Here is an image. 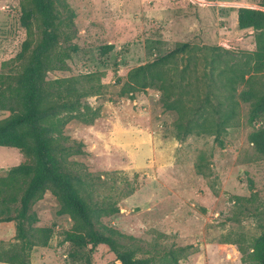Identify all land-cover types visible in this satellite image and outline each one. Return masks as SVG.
I'll return each instance as SVG.
<instances>
[{
  "label": "rangeland",
  "instance_id": "obj_1",
  "mask_svg": "<svg viewBox=\"0 0 264 264\" xmlns=\"http://www.w3.org/2000/svg\"><path fill=\"white\" fill-rule=\"evenodd\" d=\"M67 2L78 49L67 59L66 70L49 71L47 79L73 77L80 89L92 91L86 101L96 110L88 114L93 121L74 118L64 133L82 142L83 152L72 158L94 175L99 200L117 207L102 221L145 249L183 248L180 264H245L237 245L247 246L264 227V154L249 138L260 124L250 114L255 95L264 91V67H254L258 31L238 27L237 9L264 7L258 0ZM19 15V0H0V69L25 38ZM185 41L226 48L229 63L247 68L243 79L231 84L235 115L218 139L204 132L181 136L175 114L164 108L157 89L148 87L130 97L124 85L127 69ZM202 56L197 53L198 71L189 72L195 79L207 70ZM246 58L249 66H244ZM200 82L204 93L208 88ZM215 92L224 96L223 88ZM7 115L0 111V119ZM25 160L18 149L0 146V176ZM58 209L50 190L32 205L35 225L54 224V233L47 246L33 249L31 264L67 262L63 232L72 220ZM8 226L1 233L5 244L15 241ZM92 258V264H118L106 244H98Z\"/></svg>",
  "mask_w": 264,
  "mask_h": 264
},
{
  "label": "trees",
  "instance_id": "obj_2",
  "mask_svg": "<svg viewBox=\"0 0 264 264\" xmlns=\"http://www.w3.org/2000/svg\"><path fill=\"white\" fill-rule=\"evenodd\" d=\"M258 5L264 7V0H258ZM19 8L25 38L20 50L3 61L0 69V111H8L0 119V146L18 149L26 160L0 176V222L15 225V241H0V261L31 264L33 249L48 245L54 224L35 225L38 217L32 205L50 190L59 202L58 213L72 220L63 232L68 245L66 264H92L98 244H106L118 264H180L183 248L145 249L133 236L104 223L101 218L117 207L99 200L94 175L72 158L83 152V144L66 135L64 128L74 118L93 121L94 116L88 114L96 110L86 101L92 91L80 89L75 78L47 79L49 71L66 70L67 59L78 49L74 14L67 0H19ZM237 24L258 31L257 50L252 54L259 71L264 67V10L239 7ZM198 52L207 68H203L202 79L189 73L198 71ZM228 53L221 46L178 42L152 61L127 69L124 85L130 97L148 87L157 89L164 108L175 114L181 136L204 132L218 139L235 115L231 84L247 73L246 67L237 69L228 62ZM246 59L244 66H249ZM187 74L194 79L188 81ZM200 80L208 88L204 93ZM216 88H223V97L219 98ZM255 96L250 117L260 124L249 138L264 154V91ZM237 248L243 263L264 264V227L247 246Z\"/></svg>",
  "mask_w": 264,
  "mask_h": 264
},
{
  "label": "crops",
  "instance_id": "obj_3",
  "mask_svg": "<svg viewBox=\"0 0 264 264\" xmlns=\"http://www.w3.org/2000/svg\"><path fill=\"white\" fill-rule=\"evenodd\" d=\"M6 225V226H5ZM8 225H10V227H11V229H12V234L14 235V226H13V224H12V221H1L0 222V239L2 238V239H5L4 238V236H2L1 235V233H3V229H6L5 227H9ZM11 234V235H12ZM11 235H9L7 238L9 239L10 238V236ZM0 241H2V240H0ZM2 243H5L4 241H2ZM9 243V242H8ZM0 264H10V263H6V262H1L0 261Z\"/></svg>",
  "mask_w": 264,
  "mask_h": 264
}]
</instances>
